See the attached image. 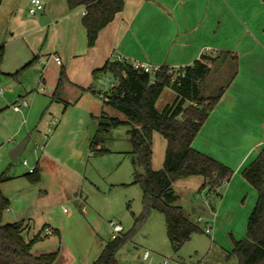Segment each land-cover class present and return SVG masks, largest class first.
<instances>
[{"label":"crops","instance_id":"0c3cea01","mask_svg":"<svg viewBox=\"0 0 264 264\" xmlns=\"http://www.w3.org/2000/svg\"><path fill=\"white\" fill-rule=\"evenodd\" d=\"M41 1L43 8L31 15L32 0H0L5 106L22 99L29 104L22 112L11 108L24 117L11 137L13 142L18 136L28 140L23 150H28L26 165L40 173L38 182L29 179V171L8 175L5 193L0 188L10 202L4 222L23 221L26 241L40 236L32 246L34 255L57 252L54 264H92L111 240L109 221L127 220L126 233L143 211L142 189L131 183L128 135L120 147H107L108 140L99 144L98 148L103 145L111 152L93 158L91 143L103 111L100 78L95 77V71L117 57L186 68L206 55L213 59L210 68L217 67V77L227 82L192 146L234 173L209 204L191 200L187 209L178 198L175 204L200 226L199 235L209 238L210 247L216 249V264H236L230 256L233 247L229 234L237 240L245 237L258 197L243 172L264 149V0H123V9L100 30L93 46L83 22L85 5L71 7L68 0ZM206 47L212 52L206 53ZM54 57H60L62 63ZM63 71L60 99L53 100ZM40 87L45 90L40 91ZM166 89L176 99L172 87H166L162 94ZM106 110L110 115L117 113ZM53 117L57 122L50 125ZM157 139L155 132V170L163 167L167 146V141L160 140L162 161L156 164ZM204 181L198 183L199 189ZM88 189L98 190L105 202L99 206L89 201L84 196ZM132 194L137 206L129 209ZM155 211L140 228L145 240L127 241L117 253L118 264H208L197 255L183 252L188 243L197 251V232L175 252L166 221L160 222ZM199 217L210 222L211 233L204 232L205 222H199ZM154 218L159 222L153 231L150 226H155L151 222ZM46 228L53 234L44 235ZM146 251L150 252L147 257Z\"/></svg>","mask_w":264,"mask_h":264},{"label":"trees","instance_id":"16d2710c","mask_svg":"<svg viewBox=\"0 0 264 264\" xmlns=\"http://www.w3.org/2000/svg\"><path fill=\"white\" fill-rule=\"evenodd\" d=\"M71 7L85 5L87 13L83 22L87 29L89 45L93 46L101 29L110 23L124 7L123 0H68ZM4 57V47H0V65ZM31 61L20 70L34 63ZM211 57L203 55L192 66L186 67L185 77L172 84L168 67L162 66L154 74V82L149 73L134 69L129 60H109L95 77L110 74L118 81V86L103 99V111L97 132L91 143L93 154H106L111 150L99 144L106 142L112 129L127 125L128 140L131 145L129 154L133 163L132 184L142 189L143 211L135 218L132 229L119 237L109 240L99 257L92 264H118L117 253L147 221L150 213L160 211L165 216L167 235L170 245L179 252L200 226L183 213L176 205L178 198L173 185L176 181L193 176H202L204 183L200 190L219 196L218 190L229 181L234 171L218 160L193 148L192 143L202 126L215 108L224 88L216 94L206 95L202 85L211 72ZM18 72L17 74H19ZM64 71L53 93L52 99H60ZM166 87L176 92L175 101L163 110L156 103ZM204 89V90H205ZM204 92V93H203ZM107 108L120 113L122 117L110 115ZM160 133L167 141L163 167H152L153 134ZM33 182H38L40 173H28ZM243 177L257 190V202L248 220L247 234L237 240L229 234L232 243L230 256L236 264H264V149L244 170ZM8 175L0 174V183L8 180ZM9 199L0 189V264H54L58 253L41 255L32 253L33 244L40 236L26 241L22 235L24 222H4V213L9 208Z\"/></svg>","mask_w":264,"mask_h":264},{"label":"rangeland","instance_id":"374dc122","mask_svg":"<svg viewBox=\"0 0 264 264\" xmlns=\"http://www.w3.org/2000/svg\"><path fill=\"white\" fill-rule=\"evenodd\" d=\"M217 74H218L217 67H214L213 65V67H211V72H210L209 77L203 83L204 88L205 87L208 88L207 93H205L206 95H209V94L214 95L218 93V91L226 85V82H227L226 78L224 79L225 81L223 79H219L217 77ZM206 90L207 89H205L204 92ZM173 95L174 94L172 93V91H170L169 89H166L164 93L162 94V96L159 98L158 103L156 104L157 109L161 111L167 105L172 104L175 101ZM11 108L12 106L10 105L5 106V75L1 73V70H0V174L4 173L5 175H9L16 171H22V173L24 172L26 173L29 171L28 169L29 166H27L24 163L25 160L27 162L29 160L28 153H27L28 150L21 154L17 162H13L10 157V152L16 145L14 144L15 141L18 144L24 140V139L20 140L19 139L20 137L18 136L17 138H13L15 139L14 142L12 141L11 134L16 129V127L19 126L20 121H23L24 117H22L21 114L14 112L13 109ZM116 112L117 111H115V113ZM40 115L41 114L38 115L37 119H40ZM112 115L120 116L123 118V116L118 112ZM127 130H128L127 125H120L119 127L112 129L110 138L108 139L105 145L110 148L122 146L124 143L127 142ZM156 134L158 138H160L156 140L157 145L155 147V163L157 164L159 161H162V150L160 146V142H161L160 140H163L165 142L166 140L160 133L156 132ZM93 156H94L93 158L103 157L102 154L100 155L94 154ZM102 160H106V159H102ZM160 165H162L161 162H160ZM89 168H92V166L90 165ZM202 180H204L202 176H194L190 179H186V180L183 179V180L176 181L174 183L173 188L176 194L178 195V200H179V203H181V205H185V207H187L188 209L190 207L191 200L195 204L196 202L197 203H201L203 201L205 202L203 198V195H205V192H201V190L197 186L198 183ZM0 188L5 193V181L0 183ZM88 190L89 192H87L86 190L84 191V196L88 197L89 201H92L93 204L101 206L102 203L105 202V198L102 197L101 193L98 190L96 189L94 190L92 189V191L91 189H88ZM133 195L134 194H132L131 196L133 198L130 201L129 209H132L131 207L137 206L136 199L134 198L135 196ZM191 207L194 208L193 206ZM192 210L194 209H191L190 211ZM154 214H155L154 216H158L160 218V222L161 221L163 222V220H165L164 214L162 212L155 211ZM185 214L187 215L186 212ZM8 215H9V211L6 210L4 213V221H5V217L7 218ZM190 217L192 218V215ZM121 221L123 222L122 223L123 226L126 227L127 220H121ZM151 222L155 223V226L153 227L152 225L150 226L151 230L154 231V228L156 229L157 222H159V220L154 218L153 221ZM199 234L201 233L197 232L194 235L195 236L194 238H199L200 240V245L198 244L197 251L193 250V245H191L192 243H188L184 246L183 252L191 253L194 257L197 255L199 260L204 259L206 262H208V264H216L217 262L216 249H212L210 247L211 243L209 242V238L206 235L204 234L199 235ZM132 238H135L134 239L135 241H140L141 243L142 241L145 240L142 236V232L140 229L136 232V234ZM154 245L157 247H161V245L158 244V242H155ZM142 246L151 249L150 246H146L145 243H143ZM171 253L173 255H176L174 251H171Z\"/></svg>","mask_w":264,"mask_h":264},{"label":"built area","instance_id":"2783aa9c","mask_svg":"<svg viewBox=\"0 0 264 264\" xmlns=\"http://www.w3.org/2000/svg\"><path fill=\"white\" fill-rule=\"evenodd\" d=\"M43 8V3L41 0H32V5L29 9V13L31 15L36 14L39 10H41ZM205 52L209 53L212 52V48L210 47H206L205 48ZM53 56H51L50 58H52ZM46 61H49V59ZM54 60L58 63L61 64L62 60L60 57H54ZM114 60H118V61H123L125 60L123 57H117ZM132 65L134 67V69L141 71V72H146L149 73L152 76V82H154L155 78H154V74L160 70L161 66H157V65H152L150 63L147 62H132ZM168 74L171 78V82L172 84L177 83L179 81V79L185 77L186 75V68L185 67H168ZM118 86V81L116 79L113 78L112 75L110 74H104L103 76L100 77V86H99V96L104 99L106 98L111 91L116 88ZM40 91H44L45 89L43 87L39 88ZM29 104L27 102L26 99H22L18 102H16L15 104H13V109L17 112H22L24 107H27ZM57 122V117H53V120L50 122V125H54ZM26 164V161L24 162ZM35 169L34 168H30L29 172L32 173L34 172ZM201 192H205V195H203V198L205 200L206 203H210L213 199V193L209 191V188H205L203 190H201ZM199 222H205L204 225V232L206 233H211L212 231V227L210 222L205 221L202 217L198 218ZM109 228H110V236L111 239H115L117 237H119L123 232H124V226L122 224V222H120L117 219H112L109 221L108 223ZM44 235H52L53 234V230L50 228H46L44 230ZM150 252L146 251L144 253V255L147 257L149 256ZM166 263H168V260L165 261Z\"/></svg>","mask_w":264,"mask_h":264},{"label":"water","instance_id":"95a60500","mask_svg":"<svg viewBox=\"0 0 264 264\" xmlns=\"http://www.w3.org/2000/svg\"><path fill=\"white\" fill-rule=\"evenodd\" d=\"M28 140H23L18 143L10 152V157L13 162H17L27 144Z\"/></svg>","mask_w":264,"mask_h":264}]
</instances>
